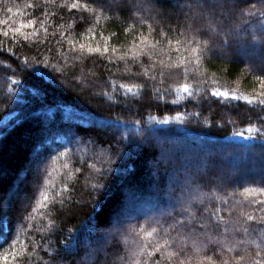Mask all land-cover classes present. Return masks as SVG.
<instances>
[{
    "label": "trees",
    "instance_id": "trees-1",
    "mask_svg": "<svg viewBox=\"0 0 264 264\" xmlns=\"http://www.w3.org/2000/svg\"><path fill=\"white\" fill-rule=\"evenodd\" d=\"M32 2L42 0H0V264H134L133 252L156 240L163 244V239L125 232L117 243L111 234L130 225L149 229V218L160 219L151 224L158 231L161 225L167 228L171 218L161 217L173 212V178L186 174L203 183L205 193L218 185L220 199L206 200L205 206L219 209L212 222L220 227L213 234L227 228L235 245L225 251L230 264L238 256L245 257L239 264L261 261L264 242L252 231L260 226L244 215H260L259 206L242 193L264 187V177L239 175L252 165L264 166V105L256 80L264 75V0H241L246 14L218 24L220 34L213 37L199 71L193 66L186 74L157 75L141 87L133 85L147 78L118 71L125 63L117 56L132 48L134 37L148 36L149 24L156 38L161 27L179 36L184 16H177V0H147L168 17L155 22L149 18L153 13L137 10L142 0H103L102 10L92 0H80L89 7L79 10L60 7L74 0L25 7ZM29 18L43 20L47 36L36 24L25 29L36 30V40L11 39L9 30ZM68 39L76 41V49L80 43L102 47L107 42L118 51L81 54ZM8 47L12 53L4 50ZM216 47H232L233 53L227 56ZM213 88L257 98L252 103L225 100L212 96ZM209 177L225 183L209 182ZM179 211L176 206L173 215L182 219ZM169 235L176 232L169 230ZM161 257L154 252L151 259L146 254L139 259L167 264Z\"/></svg>",
    "mask_w": 264,
    "mask_h": 264
},
{
    "label": "snow or ice",
    "instance_id": "snow-or-ice-1",
    "mask_svg": "<svg viewBox=\"0 0 264 264\" xmlns=\"http://www.w3.org/2000/svg\"><path fill=\"white\" fill-rule=\"evenodd\" d=\"M92 3L100 4L101 10L104 8L103 0H92ZM49 5L55 6L56 0H42V3H27L26 8L38 9L41 7L47 8ZM177 10V16L181 14L184 16L183 31L179 33V36L172 35V29L169 28L167 31L161 27V30L157 35L159 38L153 35L156 30L149 24L151 32L148 36L141 33L139 39L135 37L133 39L132 48L128 51H121L117 56V60L123 61L125 67L119 69L123 74L131 77L147 78L144 80L143 85L137 84L134 87H141L147 85V80H155L156 76L161 77L173 74H180L181 70L184 74L188 73L191 67L195 66L196 70L199 71V65L202 62L204 54L210 50L212 39L215 35L220 34L218 24H222L223 21L242 17L246 14V10L241 6V0H183V3H179V0L173 5ZM61 8L68 7L70 10H79L82 7L87 8L89 4L85 3L83 6L80 0H74L71 4L61 5ZM12 7H8L7 11L12 12ZM138 11H148L153 13L149 18L154 22L159 17L161 20L167 19L161 11L157 10L153 6H149L147 0H142L137 5ZM17 12H21L20 8H17ZM71 14V13H70ZM250 14V12L248 13ZM264 14V13H262ZM45 20L48 14L43 13ZM146 23V20L142 21ZM0 23H4L0 21ZM39 24L40 28L44 31L47 36L48 28L43 20H33L31 18L26 21H21L19 26H13L9 31L11 32V39L17 40L22 38L25 42H30L38 38V32L33 30L31 32L25 31V29H35V25ZM9 31L3 33L4 37H9ZM67 31V30H66ZM90 31V30H89ZM181 37H183L181 39ZM68 43L72 45L74 51H79L81 54H106L109 51L117 53V49L112 47L107 42L102 47H93L90 43H80L79 48L76 49V41L74 39H68ZM0 48H3L2 42H0ZM8 53H12V48L8 47L4 49ZM3 53L0 52V55ZM129 58L131 62H129ZM145 58L147 63H145ZM27 64V61H24ZM133 64L138 65V71H133ZM259 83V103L264 105V75L256 77ZM211 84L215 85L216 81L213 79ZM121 87H127L121 85ZM184 91H188V85H182ZM128 91H131L130 87H127ZM212 96L223 97L225 100L231 98L234 100H246L248 103H252L253 99L257 97L238 96L235 92H229L227 90L221 91L219 88H213ZM166 123V122H165ZM160 161H156V166L159 167ZM66 167V166H65ZM216 180L219 185L225 183L221 177H209L208 181ZM264 183V179L261 180ZM204 184L201 183L196 177L191 174L184 176H175L173 178V185L171 191V198L175 201L173 212L162 214L167 215L171 218V223L165 221L168 227L165 228L161 225L160 231L157 227H152V223H160V219L149 218L148 224L149 229H146L143 225L137 228L136 226L130 225L127 229L117 228L112 234V241L117 242V237L124 235L125 232L136 233L139 235L143 233L141 239H155L160 236L163 239V244L159 240H156L154 244H144L139 247L137 252H133L132 256L136 257L134 264H141L139 256L146 254L150 259L153 257L154 252L162 254V260L166 261L167 264H191L195 259L196 264H230V259L225 256V251L231 252L234 250L235 245L228 239V229L225 228L224 233L213 234L215 229L220 227L219 223L213 224L212 218L216 216L219 209L205 206V201L208 204L214 199H220L215 189L218 188L217 184H213L209 191L205 193L203 191ZM264 195V187L260 188H245L242 195L247 198L252 196L253 199L249 201L250 204L258 205V212L260 215L253 216L248 213H244L248 221H256L259 228H253V232L259 233V238L264 242V200H257L255 196ZM43 201H48L49 197L46 193H41ZM63 205V198L60 201ZM176 206L179 207V216L182 219H177L173 213L175 212ZM218 220L222 221V217H217ZM49 226L54 228L55 224L53 220L49 221ZM169 230L175 231L176 236L171 237ZM246 234L249 233L247 227L244 228ZM163 234V235H161ZM190 242V244H189ZM255 243V241H253ZM151 247V251L148 248ZM256 247L259 249L260 245ZM168 248H173L172 251H167ZM166 253V254H165ZM194 253V255H193ZM203 253V255H201ZM257 256L260 255L258 251ZM30 260L31 257H28ZM123 260V257H120ZM236 264L244 260L245 257L238 256L235 258ZM51 261L55 262L56 257H52ZM154 264H161L160 260H156ZM254 264H264V258L261 261H254Z\"/></svg>",
    "mask_w": 264,
    "mask_h": 264
},
{
    "label": "rangeland",
    "instance_id": "rangeland-1",
    "mask_svg": "<svg viewBox=\"0 0 264 264\" xmlns=\"http://www.w3.org/2000/svg\"><path fill=\"white\" fill-rule=\"evenodd\" d=\"M232 24H229L228 28L227 29H230ZM226 34L228 36V34L230 35L229 31L226 30ZM216 49H222V53L227 55V54H231L233 53L232 52V47H230V49L227 51L226 50V47L225 48H221V47H216ZM234 50V49H233ZM228 56V55H227ZM262 62V60L260 61ZM264 163V162H263ZM259 164L257 165H252L248 170H243L241 173H240V177L241 178H246V177H249V176H255V177H264V166H258ZM128 202V201H127ZM126 202V204H127ZM131 205H128V207H130ZM93 256V255H92ZM92 259V257H91Z\"/></svg>",
    "mask_w": 264,
    "mask_h": 264
}]
</instances>
